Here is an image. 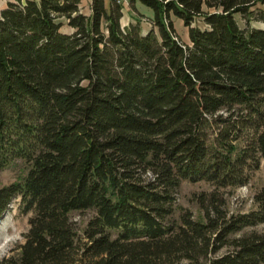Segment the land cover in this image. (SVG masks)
<instances>
[{"label":"trees","instance_id":"16d2710c","mask_svg":"<svg viewBox=\"0 0 264 264\" xmlns=\"http://www.w3.org/2000/svg\"><path fill=\"white\" fill-rule=\"evenodd\" d=\"M141 1L147 34L122 27L116 0H92L89 17L81 0L1 11L0 173L26 171L0 188V223L19 198L32 216L0 264H264V234L233 237L264 223V188L248 213L219 195L264 159V0ZM184 181L215 189L201 221L173 220ZM86 211L80 233L71 215Z\"/></svg>","mask_w":264,"mask_h":264},{"label":"rangeland","instance_id":"374dc122","mask_svg":"<svg viewBox=\"0 0 264 264\" xmlns=\"http://www.w3.org/2000/svg\"><path fill=\"white\" fill-rule=\"evenodd\" d=\"M81 12L85 16L91 15V0H81ZM124 5L123 19L121 20L122 27L125 28L131 24L140 23L141 30L145 33L148 30L154 28L152 21L154 19V9L148 6L141 0H137L135 10L131 0H128ZM144 15V16H143ZM236 20L239 26L247 30L249 28L259 26L258 23L252 22L249 24L246 19L241 15L236 16ZM174 30L179 39L184 44H190L189 28L186 27L182 20L172 17ZM195 25L200 28H204L202 22H198ZM61 32L65 34L72 33V29L65 24L61 28ZM25 166L22 162L11 166L9 169L0 173V188L16 182L21 179V176L25 174ZM264 188V159L260 162V167L252 174L251 180L248 185L239 188L235 191L221 190L220 198L225 201L224 209L229 215L248 213L255 209L254 196ZM215 192L214 187L206 182L191 183L184 181L178 190L175 202V213L173 220L175 222L180 221V217L184 212H190L195 220H203L204 209L202 208V202L209 200L210 196ZM210 205L209 202L205 203ZM32 214H25L21 208V199H16L9 212L5 215L4 219L0 223V262L8 256L17 254L18 247L25 242V235L29 230V219ZM94 216L93 211L75 212L72 213L71 219L75 228L81 233L85 228L89 220ZM264 234V223L256 227L246 228L241 233L234 235L233 237H240L244 234L250 233ZM227 252V247L223 248L220 253Z\"/></svg>","mask_w":264,"mask_h":264},{"label":"crops","instance_id":"0c3cea01","mask_svg":"<svg viewBox=\"0 0 264 264\" xmlns=\"http://www.w3.org/2000/svg\"><path fill=\"white\" fill-rule=\"evenodd\" d=\"M17 0H0V13H1V11L2 10H4L6 7H7V5L9 4V3H12V2H16ZM20 1H22V2H25L26 0H20ZM36 1H39V0H36ZM92 1V0H91ZM91 3V2H90ZM150 30H148V31H146L145 33H143V34H147L148 32H149Z\"/></svg>","mask_w":264,"mask_h":264},{"label":"built area","instance_id":"2783aa9c","mask_svg":"<svg viewBox=\"0 0 264 264\" xmlns=\"http://www.w3.org/2000/svg\"><path fill=\"white\" fill-rule=\"evenodd\" d=\"M128 0H116V2L120 5H123L127 2Z\"/></svg>","mask_w":264,"mask_h":264}]
</instances>
